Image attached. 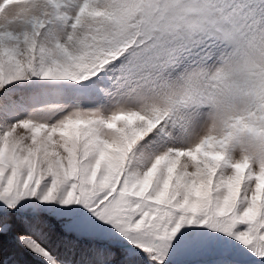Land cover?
Returning a JSON list of instances; mask_svg holds the SVG:
<instances>
[{
	"label": "snow or ice",
	"instance_id": "1",
	"mask_svg": "<svg viewBox=\"0 0 264 264\" xmlns=\"http://www.w3.org/2000/svg\"><path fill=\"white\" fill-rule=\"evenodd\" d=\"M0 264H264V0H0Z\"/></svg>",
	"mask_w": 264,
	"mask_h": 264
}]
</instances>
